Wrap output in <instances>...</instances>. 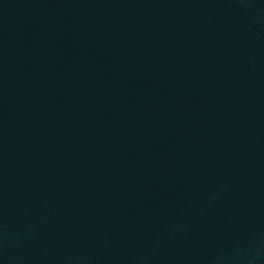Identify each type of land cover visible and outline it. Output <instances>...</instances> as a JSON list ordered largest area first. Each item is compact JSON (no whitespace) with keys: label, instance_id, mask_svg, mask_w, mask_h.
<instances>
[{"label":"water","instance_id":"1","mask_svg":"<svg viewBox=\"0 0 264 264\" xmlns=\"http://www.w3.org/2000/svg\"><path fill=\"white\" fill-rule=\"evenodd\" d=\"M0 264H264V0H0Z\"/></svg>","mask_w":264,"mask_h":264}]
</instances>
